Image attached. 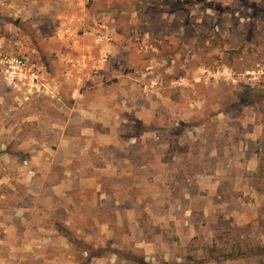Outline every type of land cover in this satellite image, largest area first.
Returning <instances> with one entry per match:
<instances>
[{"label": "rangeland", "instance_id": "obj_1", "mask_svg": "<svg viewBox=\"0 0 264 264\" xmlns=\"http://www.w3.org/2000/svg\"><path fill=\"white\" fill-rule=\"evenodd\" d=\"M0 264H264V0H0Z\"/></svg>", "mask_w": 264, "mask_h": 264}, {"label": "trees", "instance_id": "obj_2", "mask_svg": "<svg viewBox=\"0 0 264 264\" xmlns=\"http://www.w3.org/2000/svg\"><path fill=\"white\" fill-rule=\"evenodd\" d=\"M65 236H66V239L68 240V242H69L71 245H74V244H75V247H76L77 249H81L82 247H84V244L76 242V241L74 240V238H73L69 233L66 232ZM82 251H83V252H84V251H86V252L88 251L89 255L93 252L91 247H86V249H85V250H82ZM94 253H95V252H94ZM94 253H93V254H94Z\"/></svg>", "mask_w": 264, "mask_h": 264}]
</instances>
